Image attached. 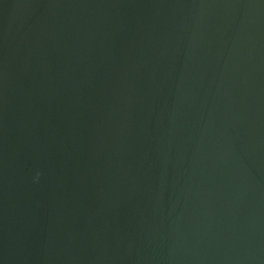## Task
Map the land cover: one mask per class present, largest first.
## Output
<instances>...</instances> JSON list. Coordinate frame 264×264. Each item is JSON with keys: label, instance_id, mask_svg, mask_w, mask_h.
Wrapping results in <instances>:
<instances>
[{"label": "water", "instance_id": "water-1", "mask_svg": "<svg viewBox=\"0 0 264 264\" xmlns=\"http://www.w3.org/2000/svg\"><path fill=\"white\" fill-rule=\"evenodd\" d=\"M0 264H264V0H0Z\"/></svg>", "mask_w": 264, "mask_h": 264}]
</instances>
